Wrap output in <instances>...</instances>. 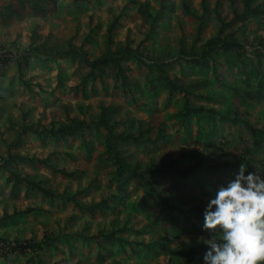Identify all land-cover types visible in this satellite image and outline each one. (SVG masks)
<instances>
[{
	"label": "rangeland",
	"instance_id": "374dc122",
	"mask_svg": "<svg viewBox=\"0 0 264 264\" xmlns=\"http://www.w3.org/2000/svg\"><path fill=\"white\" fill-rule=\"evenodd\" d=\"M185 1L200 12L199 0ZM206 4L209 12L193 44L197 18L183 10L182 0H0V43L16 50L0 72V264H184L187 247L196 246L193 258L202 252V240L210 234L203 229V216L195 219L193 206H206L234 178L239 165L231 156L249 153L253 171L264 173V141L245 127L249 122L264 131V17L228 24L225 32L237 44L216 48L196 65L178 47L198 54L218 26L213 7L228 20L242 0ZM251 4L264 8V0ZM114 16L110 49L127 42L141 54L116 58L124 83L115 62L103 66L100 75L94 71L93 79L86 77L89 66L83 59L104 51L105 29ZM48 47L57 50L48 55ZM159 67L173 83L196 82L187 97L201 108L186 112L183 93L168 86ZM77 103L88 124L82 132L60 138L21 130L22 122L60 127L67 122L65 107L81 116ZM101 103L112 107L115 133L140 135L136 141L113 142L128 163L184 167L196 151L209 166L188 177L176 171L151 174L155 191L130 172L116 176L105 149L106 131L96 121ZM45 163L73 175L54 172ZM6 166L39 179L56 195H43L24 182L10 188ZM156 192L176 194L187 214L169 211ZM71 195L85 203L105 198L107 208L78 210L65 198Z\"/></svg>",
	"mask_w": 264,
	"mask_h": 264
},
{
	"label": "trees",
	"instance_id": "16d2710c",
	"mask_svg": "<svg viewBox=\"0 0 264 264\" xmlns=\"http://www.w3.org/2000/svg\"><path fill=\"white\" fill-rule=\"evenodd\" d=\"M200 2V12L196 13L194 10H192L189 6V4L182 0V7L183 10L192 16H195L197 18V24L195 29V36L192 40V43L194 44L199 35L202 32V29L204 27L205 23V16L209 12V8L206 4V0H199ZM214 14L218 19V26L215 31V33L208 38H206L203 42V49L199 51L198 54H193L192 52H189L186 50L183 46L178 47V52L182 57H185L190 63L201 65L207 58L210 57V54L213 50L216 48H220L222 50H228L232 46L237 44L236 38L230 34L225 32V27L230 24L231 22H234L238 18H246L251 16H263L264 17V8L259 7L258 4L252 5L251 0H242V6L239 11L236 9L232 10V15L228 20H224L216 10L215 6L213 7ZM91 18H89L90 21ZM117 24V16H114L107 24L105 29V35H106V44L104 51L100 53L98 56L88 59L85 56H83V59L85 63L89 66V70L86 74V77H90L93 79L95 77L94 71H101L103 69V66L115 62L117 65V71L121 76V83L125 82V79L123 78L124 75V68L117 62V57L121 55L124 52L130 53L135 55V57L141 58L140 52H137L136 49L131 48L127 42L123 44V46L120 49L117 50H111L110 44H111V32L114 27V25ZM71 46V45H70ZM81 49V48H78ZM57 48H47V54L52 55ZM160 70V76L161 78L168 84L170 88L177 89L178 91L183 93V108L186 112L188 111H195L201 106H192L188 100L187 95L190 94L191 89L195 86L196 82H190L188 84L183 82H177L173 83L170 78L164 73L163 68L159 67ZM101 72L97 73V75H100ZM195 95L201 99H209L210 97L207 96L205 93H197L195 92ZM77 112L81 115H70L68 111V107L64 108V114L67 122H64L60 127H54L52 123L49 122V124H39L36 122H22L21 124V130H28L34 134L37 135H43L48 134L51 136H58L60 138H63L65 136L71 135L74 131L79 130L82 132V130L86 129L88 126L87 121L84 117L85 111L82 108V105L80 103L76 104ZM112 107L110 105H104L100 104L99 107V113L97 116L96 121L104 128L106 131V142H105V149L107 153L112 157V163L114 164V174L116 176L121 175L124 172H130L133 177L141 180L142 182H146L149 186V188L152 191H155L154 186L152 183L148 181V176L151 174H163L166 172L176 171L179 175L188 177L191 176V173L199 168L209 166V164H206L201 159L196 157V151H193L191 153V161L184 167H179L174 164H159V165H150L146 164L142 168L138 167L137 165H132L128 163L124 156L118 154L117 149L113 146L114 140H126L130 139L132 141H136L140 139L139 133L132 134L131 132H118L115 133L114 126L117 123V121L112 120L111 115L109 114ZM138 123H142V121H138ZM245 127L248 129V131L251 133V135L258 136V141H264V131L261 130V127H256L249 122L245 123ZM82 134V133H81ZM12 153L11 155H13ZM18 155V154H15ZM20 158L26 159L29 161H43V158H38L35 155H19ZM231 163L239 165L240 163H243L246 165L247 170L253 171V169L256 170L253 163V157L249 153L240 154L239 156H231L230 158ZM46 164V163H45ZM46 166L51 169L54 172H57L62 175L66 176H72L73 171H68L64 167H58L54 164H46ZM6 171L8 172L7 178L11 179L10 188L15 187L18 183L24 182V184L27 187H30L32 189H36L43 195L47 196H54L56 193L51 190L50 188L43 185V183L39 180L34 178L32 175L21 172L15 167L6 166ZM261 169H264L261 167ZM156 195L161 203V205H164L167 207V209L171 212L176 211L183 215H186L188 212V208L184 206L182 202H180L177 199L176 194H170L169 196L162 197L158 192H156ZM67 200H71L73 205L78 210L86 211L87 213H92L95 210H102L104 208H107L106 199L100 198L97 201H91V202H80L74 199V196H65ZM196 209L195 212V219H197L200 216H203V211L205 208V203L203 205H195L193 206ZM108 237H113L118 242L124 241L125 243H128V240L126 238H123L122 236H112V234H106ZM200 248L202 247L201 244L198 245ZM196 246H190L187 247L186 252H183L182 257L184 264H204V261L202 259L203 253L206 250V246L203 245L202 252L198 254L196 258L192 257V253H198L196 252Z\"/></svg>",
	"mask_w": 264,
	"mask_h": 264
},
{
	"label": "clouds",
	"instance_id": "9594fccd",
	"mask_svg": "<svg viewBox=\"0 0 264 264\" xmlns=\"http://www.w3.org/2000/svg\"><path fill=\"white\" fill-rule=\"evenodd\" d=\"M240 163L203 211L204 264H264V173Z\"/></svg>",
	"mask_w": 264,
	"mask_h": 264
},
{
	"label": "built area",
	"instance_id": "2783aa9c",
	"mask_svg": "<svg viewBox=\"0 0 264 264\" xmlns=\"http://www.w3.org/2000/svg\"><path fill=\"white\" fill-rule=\"evenodd\" d=\"M16 50L7 44L0 43V72L13 60ZM2 243L0 242V247ZM1 251V248H0Z\"/></svg>",
	"mask_w": 264,
	"mask_h": 264
},
{
	"label": "crops",
	"instance_id": "0c3cea01",
	"mask_svg": "<svg viewBox=\"0 0 264 264\" xmlns=\"http://www.w3.org/2000/svg\"><path fill=\"white\" fill-rule=\"evenodd\" d=\"M1 145H2V144H1V140H0V147H1ZM10 183H11V181H10Z\"/></svg>",
	"mask_w": 264,
	"mask_h": 264
}]
</instances>
